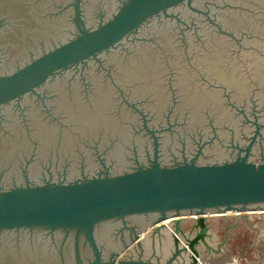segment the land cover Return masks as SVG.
Listing matches in <instances>:
<instances>
[{"label":"water","instance_id":"water-1","mask_svg":"<svg viewBox=\"0 0 264 264\" xmlns=\"http://www.w3.org/2000/svg\"><path fill=\"white\" fill-rule=\"evenodd\" d=\"M257 212L264 0H0L1 262L206 264Z\"/></svg>","mask_w":264,"mask_h":264},{"label":"rangeland","instance_id":"rangeland-1","mask_svg":"<svg viewBox=\"0 0 264 264\" xmlns=\"http://www.w3.org/2000/svg\"><path fill=\"white\" fill-rule=\"evenodd\" d=\"M234 221V216L216 217L209 221L211 232L220 240L225 233L223 227ZM223 253L219 261L224 263L220 264H264V213L248 214L247 220H240L231 228Z\"/></svg>","mask_w":264,"mask_h":264},{"label":"flooded vegetation","instance_id":"flooded-vegetation-1","mask_svg":"<svg viewBox=\"0 0 264 264\" xmlns=\"http://www.w3.org/2000/svg\"><path fill=\"white\" fill-rule=\"evenodd\" d=\"M231 224V223H230ZM233 224V223H232ZM228 226V225H227ZM236 226V225H235ZM234 226V227H235ZM225 228L226 227H223V229H224V234H222L221 235V239L220 240H217V235L216 234H214V240H215V244H217V243H219L221 240H223L224 239V237H226V239H225V243L222 245V247H221V252L219 253V254H210V255H208L207 256V259H208V261H209V263H211V264H220V263H222L221 261H219V259H220V256H223L221 253H223V249H224V247H225V244H226V242H227V240H228V238H229V230L231 229V228H233V227H231L229 230H225ZM224 254V253H223ZM212 256H213V259H212ZM11 258H6L5 260H3L2 262L0 261V264H13L14 262L13 261H11L10 260ZM215 262V263H214ZM217 262V263H216ZM237 262V261H236Z\"/></svg>","mask_w":264,"mask_h":264},{"label":"bare ground","instance_id":"bare-ground-1","mask_svg":"<svg viewBox=\"0 0 264 264\" xmlns=\"http://www.w3.org/2000/svg\"><path fill=\"white\" fill-rule=\"evenodd\" d=\"M228 214H232V212L229 211ZM206 264H210L208 259L206 260Z\"/></svg>","mask_w":264,"mask_h":264},{"label":"crops","instance_id":"crops-1","mask_svg":"<svg viewBox=\"0 0 264 264\" xmlns=\"http://www.w3.org/2000/svg\"><path fill=\"white\" fill-rule=\"evenodd\" d=\"M215 243V242H214ZM215 263V262H214ZM217 263V262H216ZM222 263H224V262H222Z\"/></svg>","mask_w":264,"mask_h":264}]
</instances>
